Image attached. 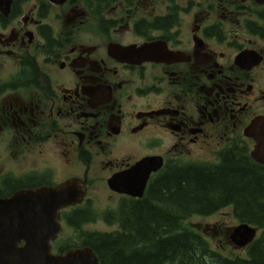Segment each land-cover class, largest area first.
Returning a JSON list of instances; mask_svg holds the SVG:
<instances>
[{
	"label": "flooded vegetation",
	"instance_id": "flooded-vegetation-1",
	"mask_svg": "<svg viewBox=\"0 0 264 264\" xmlns=\"http://www.w3.org/2000/svg\"><path fill=\"white\" fill-rule=\"evenodd\" d=\"M257 120L263 1L0 0V200L45 189L78 199L59 210L54 255L77 248L73 221L117 217L185 164L241 149L253 161ZM146 162L143 198L111 188Z\"/></svg>",
	"mask_w": 264,
	"mask_h": 264
},
{
	"label": "trees",
	"instance_id": "trees-1",
	"mask_svg": "<svg viewBox=\"0 0 264 264\" xmlns=\"http://www.w3.org/2000/svg\"><path fill=\"white\" fill-rule=\"evenodd\" d=\"M228 207L238 221L260 231L244 257L213 249L185 224ZM104 220L117 225L118 231L82 233L80 225L86 221L71 224L80 234L74 247L91 248L100 264H264V168L243 149L230 151L218 165L185 164L156 196L151 192L142 202L125 205L117 217Z\"/></svg>",
	"mask_w": 264,
	"mask_h": 264
},
{
	"label": "water",
	"instance_id": "water-1",
	"mask_svg": "<svg viewBox=\"0 0 264 264\" xmlns=\"http://www.w3.org/2000/svg\"><path fill=\"white\" fill-rule=\"evenodd\" d=\"M263 126L264 121L257 120L246 131L247 136L260 132ZM256 141L252 158L257 164L264 165V140L260 134ZM151 164L138 165L124 176L134 179L138 173L145 172L147 177L141 185L134 182L129 188L121 187L118 181L124 182V178H117L111 182V188L143 198ZM77 202L78 199L70 197L64 189L26 192L12 200H0V264H100L89 247L72 249L61 255L52 253L51 242L61 233L59 210ZM258 235L257 227L243 222L228 230L229 242L236 250L248 248Z\"/></svg>",
	"mask_w": 264,
	"mask_h": 264
},
{
	"label": "rangeland",
	"instance_id": "rangeland-1",
	"mask_svg": "<svg viewBox=\"0 0 264 264\" xmlns=\"http://www.w3.org/2000/svg\"><path fill=\"white\" fill-rule=\"evenodd\" d=\"M240 223L233 215V209L230 207L221 210L220 212L210 217H194L186 220V226L191 229H195L201 235H203L211 244L213 249L219 251L231 257H244L245 253L243 250H234L230 244L229 239L226 240L225 235L228 230L234 228ZM91 231H100L101 233H114L118 231V226L115 224H109L108 220H98L93 225H88L85 229H81L82 233ZM71 229L65 231L63 239L69 238L74 233H71ZM228 241V242H227ZM75 245V244H73ZM223 245L226 249L223 250Z\"/></svg>",
	"mask_w": 264,
	"mask_h": 264
},
{
	"label": "bare ground",
	"instance_id": "bare-ground-1",
	"mask_svg": "<svg viewBox=\"0 0 264 264\" xmlns=\"http://www.w3.org/2000/svg\"><path fill=\"white\" fill-rule=\"evenodd\" d=\"M135 168V167H134ZM136 169V168H135ZM137 182V181H136ZM73 184H74V182H73ZM68 187V186H67ZM75 187V186H74ZM71 188V187H70ZM78 188V187H77ZM73 190V189H72ZM70 191V190H69ZM76 192V191H75ZM40 193V192H39ZM83 197V196H82ZM135 198V197H134ZM83 199V198H82ZM135 201V200H134ZM127 202V201H126ZM130 203V202H129ZM66 208H69V207H66ZM121 208V207H120ZM97 209V208H96ZM117 210V209H116ZM101 212V211H100ZM118 212V211H117ZM99 214V213H98ZM118 214V213H117ZM116 214V215H117ZM61 216V215H60ZM98 219V218H97ZM100 219V218H99ZM62 222V221H61ZM60 222V223H61ZM84 222V221H83ZM65 224V223H64ZM77 225V224H76ZM83 226V225H82ZM74 229V228H73ZM61 236V235H60ZM59 238V237H58ZM52 247V246H51ZM69 247V246H68ZM66 249V248H65ZM53 251V250H52ZM65 251V250H64ZM55 252H57V251H55ZM56 254V253H55Z\"/></svg>",
	"mask_w": 264,
	"mask_h": 264
}]
</instances>
